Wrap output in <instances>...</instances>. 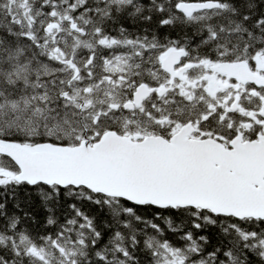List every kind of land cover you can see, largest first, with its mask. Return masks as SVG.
Returning <instances> with one entry per match:
<instances>
[{"label": "snow or ice", "instance_id": "snow-or-ice-1", "mask_svg": "<svg viewBox=\"0 0 264 264\" xmlns=\"http://www.w3.org/2000/svg\"><path fill=\"white\" fill-rule=\"evenodd\" d=\"M0 264H264V0H0Z\"/></svg>", "mask_w": 264, "mask_h": 264}]
</instances>
